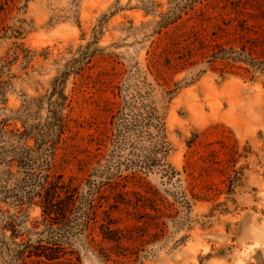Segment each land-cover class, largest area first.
Wrapping results in <instances>:
<instances>
[{"label":"rangeland","instance_id":"1","mask_svg":"<svg viewBox=\"0 0 264 264\" xmlns=\"http://www.w3.org/2000/svg\"><path fill=\"white\" fill-rule=\"evenodd\" d=\"M0 239L264 264V0H0Z\"/></svg>","mask_w":264,"mask_h":264},{"label":"trees","instance_id":"2","mask_svg":"<svg viewBox=\"0 0 264 264\" xmlns=\"http://www.w3.org/2000/svg\"><path fill=\"white\" fill-rule=\"evenodd\" d=\"M55 193H57V192H55ZM49 197L50 196H48V199H49ZM52 202H53V199H52V201H50V200L48 201V206H46V209L44 210V215L50 216L52 214V212H54L53 207H52L53 206ZM66 212L67 211L65 210V212H62L61 214L66 215ZM57 213H59V212H57ZM10 226H11L10 224H7L5 229H8V227H10ZM11 236L12 237H9L10 240H11V238L16 239L17 237H19L17 235V232H15L14 230H12ZM26 244L27 243H23L24 246H23L22 250L19 251V255L21 258H25L24 256L29 257V258H31V257H37V258L45 257L49 260L57 258V257H54L53 254L47 253L45 251V249H46L45 246H42L41 248L38 249L34 245H32L31 243H30V245H26ZM0 245H1V239H0ZM4 245H6V244L4 243ZM25 262L27 263V261H25Z\"/></svg>","mask_w":264,"mask_h":264}]
</instances>
